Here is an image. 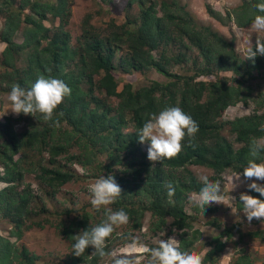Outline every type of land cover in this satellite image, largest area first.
Returning <instances> with one entry per match:
<instances>
[{
    "label": "trees",
    "instance_id": "16d2710c",
    "mask_svg": "<svg viewBox=\"0 0 264 264\" xmlns=\"http://www.w3.org/2000/svg\"><path fill=\"white\" fill-rule=\"evenodd\" d=\"M95 2L104 11L103 5L109 11L122 7L121 21L105 11L99 26L87 12L72 38L67 28L71 0H0V94H9L14 84L27 89L39 76L58 78L72 89L50 121L40 113L14 114L11 106L0 121V219L9 224L7 234L0 235V264H36V255L16 242L44 224L57 228L67 242L60 264H104L109 255H93L91 246L83 256L72 254L73 236L100 223L104 208L98 211L89 202L79 210L68 205L48 209L43 203L69 184L95 182L102 175L113 176L122 189L107 207L129 217L107 238L106 252L133 233L152 237L165 230L181 250L198 253L204 245L198 243L202 225L219 230L200 254L203 264H217L227 244L229 264H252L245 241L264 243V228L242 229L249 223L244 215L228 224L215 215V205L194 207L188 197L201 188V174L218 181L220 193L224 176L243 177L250 142L264 140V94L252 85V72L264 66V55L254 62L240 57L234 38L199 22L181 0ZM261 2L238 0L229 10L207 1L202 6L216 22L232 20L243 28L261 14L255 7ZM239 104L244 113L224 116L228 106ZM169 106L180 107L199 130L193 139L185 137L176 157L150 161L142 149L147 141L139 142L137 133L152 114ZM26 175L35 183L25 181ZM168 184L175 188L171 197ZM241 192L264 200L246 186L233 197L235 212L242 211ZM145 243L156 247L159 242ZM131 258L134 264H148L146 255L145 262Z\"/></svg>",
    "mask_w": 264,
    "mask_h": 264
},
{
    "label": "clouds",
    "instance_id": "9594fccd",
    "mask_svg": "<svg viewBox=\"0 0 264 264\" xmlns=\"http://www.w3.org/2000/svg\"><path fill=\"white\" fill-rule=\"evenodd\" d=\"M255 7L261 14L254 16L252 28L256 32L264 31V2L256 4ZM258 54L264 55V39H256L254 45L249 41L244 49L245 58L253 62ZM71 92L72 89L64 81L58 78L39 76L27 89L19 84L12 85L8 94L10 110L14 114L24 113L33 116L40 113L45 121H50L53 118L54 110L66 96L71 95ZM198 130L197 122L190 115L178 106H169L159 113L152 114L139 129L137 135L139 142H148L147 158L155 162L176 157L182 150V141L185 137L193 139ZM262 152H264V140L253 139L249 145L250 158L243 168V177L250 181L247 184L248 189L264 197V183L256 182L264 181V161L257 162ZM240 175L238 173L233 178L240 181ZM233 178L231 189L236 186ZM198 180L202 185L201 188L197 193L188 197L192 206L204 209L205 206L212 203H222L220 199L221 186L218 181L211 180L207 174L199 175ZM165 187L168 196L171 197L175 194V188L171 184ZM88 191L91 195L90 204L92 207L98 211L102 207L104 208V218L100 223L73 236L72 254L83 256L85 250L91 246L94 249L93 255L101 258L110 255V264H134L130 252L108 253L105 251L107 238L111 236L116 227L127 224L129 220L128 214L124 210L113 211L107 207L120 197L121 187L113 176L102 175L89 186ZM239 199L243 205L242 211L249 223L253 219L264 220V200L247 192H241ZM139 254L148 257V264H203V257L200 254L181 250L175 238L161 239L156 247L142 245L139 248Z\"/></svg>",
    "mask_w": 264,
    "mask_h": 264
},
{
    "label": "rangeland",
    "instance_id": "374dc122",
    "mask_svg": "<svg viewBox=\"0 0 264 264\" xmlns=\"http://www.w3.org/2000/svg\"><path fill=\"white\" fill-rule=\"evenodd\" d=\"M124 0H118L120 6L123 5ZM207 1L213 7H223L226 9H230L233 7L238 0H181V2L186 3L187 9L191 11V13L196 17V19L201 22L209 25L214 30H217L219 33L225 35L228 40L234 38V47L239 54L240 57H245L244 49L247 46L248 42L251 41L253 45L255 44L256 39H264V31L256 32L252 28V24L243 28H237L232 20L229 22L218 23L213 18L208 16L203 11L202 2ZM101 7V4H97L95 0H71L70 10L71 15L67 25L72 38L75 34L78 33V26L80 18L87 12L91 14L92 22L98 24L100 26V21L106 19V12H108V16L114 17L116 22H120V15L123 14V9L120 7L115 11H109V7L103 5L102 7L107 8L105 11ZM218 9V8H217ZM136 8H133L131 13H136ZM2 44H0V49L2 48ZM255 78L252 80V85L254 86V92L259 90L264 94V66L259 68L258 73L255 71L252 72ZM149 76H154V74H150ZM11 104L8 100V94L2 93L0 94V121L3 120V116L10 113L9 108ZM246 111L243 105H234L228 106L224 112L225 117H233L236 114L244 113ZM15 122V121H14ZM15 129L18 128V124H14ZM148 142L142 144V149L147 153ZM193 169L200 171V173H206L200 167H192ZM235 175H226L224 176L225 181L223 183V190L220 193V199L222 203H212L215 205L217 210L215 215L224 220L226 223L230 224L234 221L241 219L244 215L243 211L235 212L233 207V197L236 192L242 190L247 186L250 181L245 180L244 177L240 176V181H236L233 178ZM232 178L233 182L236 185L234 188L232 187ZM25 181H31L35 183L31 176L26 175L24 177ZM32 183V184H33ZM94 183V181L87 180L83 181L80 184H69L64 188L58 190L53 198L50 196H45L43 199V203L46 208H56L59 206H72L73 208H78L82 204H89L91 195L88 191L89 186ZM2 186V183H0ZM44 215V214H43ZM33 216H37L33 214ZM245 216V215H244ZM147 218V217H146ZM145 218V219H146ZM264 228V221H260L258 224H244L242 229H251V228ZM9 228V224L0 219V235L5 236L7 234V229ZM201 235H200V245L204 244L200 249H198V253L202 254L208 247V241H210L211 237L219 230L213 229L211 226H198ZM143 229V228H142ZM58 229L54 228L51 225H45L43 227H33L30 230L26 231L20 240H18V244L25 245L29 251L33 252L36 255V264H60L62 259L64 258V253L68 251L67 242L64 241L61 237H59L57 233ZM122 230L117 229L116 233L121 234ZM119 236H115L117 238ZM237 235L233 233L232 238L236 239ZM175 238L172 234H166L164 230L160 234H157L152 237H148L145 235H140L138 233H133V235L127 238V241L124 243L116 242L112 252L116 253H125L130 252L135 256L136 261H144L145 258L141 259L142 256L139 254V248L142 245H146V241L159 242L161 239ZM206 242V243H203ZM246 244L244 246L245 251H249L253 258L252 264H264V243H261L257 240H249L245 241ZM197 243V247L199 244ZM207 244V245H206ZM232 248L227 244L223 250L221 259L217 264H229L230 254ZM111 256L104 259V264H110Z\"/></svg>",
    "mask_w": 264,
    "mask_h": 264
}]
</instances>
